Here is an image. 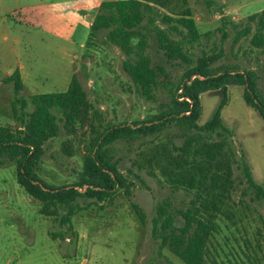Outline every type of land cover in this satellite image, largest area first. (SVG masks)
I'll return each instance as SVG.
<instances>
[{"label":"rangeland","instance_id":"rangeland-1","mask_svg":"<svg viewBox=\"0 0 264 264\" xmlns=\"http://www.w3.org/2000/svg\"><path fill=\"white\" fill-rule=\"evenodd\" d=\"M188 4L202 38L194 45H187L190 63L168 62L158 48L155 35H151L148 54L154 67L161 66L166 71L151 99L142 96L130 81L122 66L126 56L107 42L105 31L95 39L94 47H85L90 26L82 13L74 14L71 8H66L63 20L69 25L60 38L54 37L53 30L47 27L51 17L47 11H31L25 18L15 16L13 21L0 24L1 126H16L12 113L14 85L4 79L19 67H23L25 75L23 98L63 93L77 75L92 106L89 116L93 130L89 123L84 127L77 124L76 131L68 134L61 122L59 136L45 145L37 168L43 182L53 187L79 182L84 157L95 133L107 126L142 122L157 116L171 102L186 69L205 54L212 55L214 51L220 54L213 68L235 66L241 71L257 72L264 96V52L251 47L252 36L234 44L232 27L227 30L226 40L218 31L222 17L247 25L250 15L264 10V0H188ZM91 14L95 17L97 12ZM222 99L221 92L202 96L201 125L213 117ZM227 99L222 120L231 132L238 164L233 167L234 190L218 216L209 250L213 254L216 248L220 253L221 257H216L218 263L264 264V202L251 201L254 194L247 189L241 164L244 156L255 182L264 188V120L246 104L244 88L230 87ZM152 139L119 141L111 146L110 152L120 172L136 182L132 198L129 200L120 193L113 201L103 203V210L92 205L72 218V228L61 225L55 217L43 216L42 204L18 184L16 165L7 159L0 160V264H184L168 249H160V241L152 236V219L156 206L163 200L171 198L181 207V203H188L189 196L184 192L173 195L158 182L157 178L161 179L158 171L156 178L148 171L132 167ZM164 139L177 145L183 143L177 128L159 137ZM130 169L141 180L129 175ZM132 202L145 212L146 226L134 215ZM80 203L86 206L91 200ZM178 225L182 226L183 221L179 220ZM53 234L58 235L56 240Z\"/></svg>","mask_w":264,"mask_h":264},{"label":"trees","instance_id":"trees-1","mask_svg":"<svg viewBox=\"0 0 264 264\" xmlns=\"http://www.w3.org/2000/svg\"><path fill=\"white\" fill-rule=\"evenodd\" d=\"M229 27L235 32L234 44L252 36L251 47L264 52V10L250 15L245 26L222 17V27L218 31L223 33L224 40L229 36ZM103 31L107 42L126 56L122 65L124 72L137 91L148 99L153 97L160 77L166 76L165 69L154 67L148 54L151 35H155L158 48L168 62L190 63L187 45H194L202 38L188 0H104L90 25L85 47H94L95 39ZM175 36L180 39L175 40ZM219 57L220 54L214 51L189 66L175 87L171 102L157 116L147 121L107 126L96 132L84 157L80 181L62 187L46 184L37 173L44 147L59 136L61 122L68 134L76 131L77 124L84 127L89 123L93 130L89 116L91 103L77 75L72 77L63 93L33 95L25 99L21 96L23 81L16 70L4 79L7 84L14 85L12 113L16 126L0 125V160L7 159L16 165L18 184L28 196L42 204L43 216L55 217L61 225L72 228V218L92 205L103 210V203L113 201L120 193L131 200L136 182L120 172L110 148L119 141L133 142L152 137L132 167L148 171L156 178L158 171L161 179L157 180L161 185L168 187L173 195L184 192L190 198L188 203H181V207L171 198L159 203L152 219V236L160 241V249H168L184 264H210L206 259V247L216 212L221 207L219 203L223 205L234 190L233 167L238 164L231 132L222 120L229 88H244L246 104L264 120L259 74L241 71L235 66L213 68ZM209 92H221L223 99L213 117L201 125L202 96ZM173 128L181 134V145L159 140ZM241 164L247 189L254 194L251 201L264 202V188L255 182L244 156ZM129 175L140 179L132 169ZM81 200H91V203L83 206ZM131 209L138 221L146 226L147 216L142 208L132 202ZM179 220L183 221L182 226L178 225ZM52 237L56 240L58 235Z\"/></svg>","mask_w":264,"mask_h":264},{"label":"crops","instance_id":"crops-1","mask_svg":"<svg viewBox=\"0 0 264 264\" xmlns=\"http://www.w3.org/2000/svg\"><path fill=\"white\" fill-rule=\"evenodd\" d=\"M103 1L104 0H0V24L13 21L15 16L19 17V19H22L24 15L26 16V14L31 11L41 13L47 11V13L50 12L49 14L51 15L48 20L50 22L47 24V27L53 30L51 34L54 37L60 38L69 25V22H64L63 20L65 17L64 14L66 8H71L74 14L82 13L85 19L89 21L90 26L95 18L92 16L91 13H96ZM17 70H19L22 81L24 83L25 75L23 67H19V69ZM15 71L16 70H13L8 73L6 78L10 77ZM225 203L223 205L219 203V206L221 207L219 208V211L216 212L217 217L215 220L214 228L212 230L209 242L206 247V259L210 264H225L223 261H221V263L217 262L216 257L221 256L220 253L216 250V248H214L213 254L209 250L212 234L217 231L218 216L222 212ZM214 257L215 260L213 259Z\"/></svg>","mask_w":264,"mask_h":264}]
</instances>
